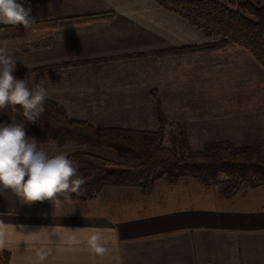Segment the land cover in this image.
<instances>
[{
	"label": "crops",
	"instance_id": "0c3cea01",
	"mask_svg": "<svg viewBox=\"0 0 264 264\" xmlns=\"http://www.w3.org/2000/svg\"><path fill=\"white\" fill-rule=\"evenodd\" d=\"M29 2L36 20L114 13L109 18L56 27L4 25L0 32V45L6 44L16 60L13 75L28 80L30 88L35 79L47 90V97L63 105L71 117L105 113L114 114L115 119L121 112L142 113L145 90L148 95L152 87L157 88L164 98L165 91L179 87L183 76L184 83H197L196 91L190 84L185 95L195 92L196 96L206 91L207 79L218 74L234 83V119L239 118L237 123L248 134L247 141L237 143L264 145V66L246 48L230 43L209 53L95 61L209 39L156 0ZM217 58L230 59L234 66L222 69ZM78 61L87 62L73 64ZM147 62L151 69L144 72ZM63 64L68 66L46 68ZM112 93L127 101L114 103ZM146 101L149 107L145 109L154 116L152 99ZM12 117L24 123L26 135L43 143L50 156L70 152L61 150L65 144L42 142L37 123L26 121L12 106L0 111V124H10ZM126 122L100 125L147 128L135 125V120ZM156 126L154 120L149 127ZM224 187L225 183L204 186L192 177H182L174 184L160 178L150 194L138 187L105 186L94 198L59 199L58 206L48 200L29 205L14 192L3 190L0 250L10 252V264H264V184L243 183L229 197ZM92 234L101 235L103 253L87 244ZM40 249L50 250L43 261L37 256Z\"/></svg>",
	"mask_w": 264,
	"mask_h": 264
},
{
	"label": "trees",
	"instance_id": "16d2710c",
	"mask_svg": "<svg viewBox=\"0 0 264 264\" xmlns=\"http://www.w3.org/2000/svg\"><path fill=\"white\" fill-rule=\"evenodd\" d=\"M156 1L208 37L219 39L200 45L154 50L153 53L211 51L234 43L250 50L264 66V4L251 0ZM111 15L113 12L96 16L72 15L49 22L50 26L56 27ZM3 28L0 25V32ZM140 54L143 53L136 55ZM125 56L129 55L122 57ZM52 67L55 66L46 68ZM152 95L156 102L158 126L146 129L99 127L87 120L71 117L64 106L46 98L45 111L36 122L42 142L56 141L78 147L112 149L136 161L132 165L125 164L83 149L67 154L78 162V172L86 180L83 186L85 195L79 197L72 194L71 199L94 198L105 186L138 187L144 194H150L160 178H165L171 184L177 183L182 177L196 178L204 186L225 183L224 195L227 197L235 194L243 183L250 186L264 184V148L259 144H238L230 140L207 141L200 150H196L190 145L186 126L180 125L176 133H171L170 145L166 146L168 120L156 89L152 90ZM14 108L23 117L22 108ZM0 264H10L9 251L0 250Z\"/></svg>",
	"mask_w": 264,
	"mask_h": 264
},
{
	"label": "clouds",
	"instance_id": "9594fccd",
	"mask_svg": "<svg viewBox=\"0 0 264 264\" xmlns=\"http://www.w3.org/2000/svg\"><path fill=\"white\" fill-rule=\"evenodd\" d=\"M31 13L29 0H0V24L28 29L37 22ZM15 63L6 44L0 45V111L19 106L24 119L35 123L45 111L48 93L35 79L31 88L28 80L17 79L13 75ZM78 169V162L65 153L50 156L43 143L26 135L23 122L12 117L10 124H0V193L10 190L29 205L48 200L58 206L61 196L71 200L72 194L85 195L86 180ZM86 242L97 253L105 251L99 234L88 236ZM49 254L50 250L37 251L40 261Z\"/></svg>",
	"mask_w": 264,
	"mask_h": 264
},
{
	"label": "rangeland",
	"instance_id": "374dc122",
	"mask_svg": "<svg viewBox=\"0 0 264 264\" xmlns=\"http://www.w3.org/2000/svg\"><path fill=\"white\" fill-rule=\"evenodd\" d=\"M222 1L225 2L226 0H222ZM251 1H253L257 4H264V0H251ZM230 6L234 7L232 5H230ZM111 12H113V11L83 13V14H77V15H86V14H94L95 16L99 15V14L109 15V14H111ZM110 17H112V15ZM101 18H109V16L108 17H100L99 16V17H96L93 19H101ZM58 19L59 18H51L50 17V18L45 19V20L44 19L37 20V22L33 25V27H35L36 29H37V27L46 26V25L48 27H50L51 23L49 21H54V20H58ZM93 19H91V20H93ZM88 21H90V20H88ZM190 25H192V24H190ZM192 26H194V25H192ZM3 27L5 28L6 26L3 25ZM51 27H53V26H51ZM195 28L198 29L197 27H195ZM199 31H201V30H199ZM205 36L209 39L207 42L219 39L218 37H214V36H211V37H208L207 35H205ZM207 42H204V43H207ZM204 43H201V44H204ZM190 45H200V44H190ZM227 45L228 44H226L225 46H227ZM236 45H238V44H236ZM225 46L222 48L216 49V50H211V51H196V52H190V53L162 54V55L157 54V55L163 57V56H167V55H173V56H175V55H186V54H193V53H199V52L209 53V52H215V51L221 50V49L225 48ZM239 46H241V45H239ZM241 47H243V46H241ZM243 48H245V47H243ZM136 54L137 53L125 54V55H129V56L122 57L123 55H121V56H116L115 58L113 57L111 59L110 58H102V59H98L95 61H107V60H116L117 61V60H124L127 57L128 58L129 57H139V56H143V55H148V54L151 55V54H156V53H153L152 51H148V52H145V53L140 54L138 56ZM217 60H219L218 65L222 64V69L225 67L226 69L230 70L234 66V62L231 61L230 59L226 60V59H218L217 58ZM79 62H81V63H79ZM82 63H86V62L78 61V62H74L73 64H82ZM194 64H195L194 67H196L195 69H198L197 68L198 62L196 61ZM65 66H68V65H63V66L60 65V66H55V67L57 68V67H65ZM52 68H54V67H52ZM47 69H50V68H47ZM149 69H151V63H148V62L144 63L143 64L144 72L149 71ZM226 71L227 70H225V72ZM196 76H198V71H196ZM222 76H224V74ZM180 77H181V81H180L179 87L176 88L174 90V92L165 91L164 92L165 97L163 96L164 98H162V96L160 95V91L157 88L152 87L150 92H148V95L150 94L149 96L147 95V91L145 90L143 92V95L145 97H143V99L141 100V103L144 106V110L142 113H140L138 111H136L135 114H133L134 112H129L128 114H127V112L126 113L121 112L119 114H115L116 115L115 119H114V114L107 115L105 113H99V114L88 113V114H82L81 116H83L85 118H80V119L87 120V121H89V122H91L94 125L99 126V127H103L100 124H103L105 122L109 121L110 123H112V122L119 123L120 120L124 121V123H127L126 120H128V122H134V120H135V122L137 123L135 125H137V126L139 125L141 127H147V128L155 120L156 125L158 126V121L156 118V102H155V98L152 95V90L156 89L157 93L160 97V100L162 102V105L164 107V111H165V114H166V117L168 120V123L166 126V128H167V138L165 141L166 146L170 145L171 133L172 132L176 133L178 131V127L180 125L186 126V128L188 130V139H189L190 145L196 150H200L207 141L230 140V141L235 142V143L247 141L246 137H248V134L246 135V131H244L242 128H240L242 126V125H240V122L237 123L239 118L234 119V83H232L229 80H224V78L220 79L221 76H218V74L216 75V77L213 74L210 78L211 80L207 79L206 91L204 93H200V94L196 93V96L194 95L195 92L192 93V91H196V89L193 88V86L197 85V83L195 81H192V83H190V84H191V89L193 88V90L191 91V93L193 95L188 97L187 95H185V92L190 89V88H188V86H190V84L184 83L183 82V76H180ZM228 77H230V76H228ZM184 78H186V77H184ZM213 80H216V81H213ZM220 80L222 83H220ZM112 90H114V89L112 88ZM148 97H150L152 99V104L154 107L153 110L155 111L154 116L150 113L149 110H146L149 107L147 104L148 102L146 101L148 99ZM111 98H112L111 101H113L116 104H120V103L124 104L125 101H127V100L122 98V95H119V94L113 95V93H112ZM145 107H146V109H145ZM166 110H169V112L167 113ZM136 117H137V119H135ZM73 118H75V117H73ZM138 118L141 120H138ZM118 127H120V126H118ZM156 127H149V128H156ZM135 129H146V128H135ZM251 141H254V138ZM56 144H57V142H56ZM250 144H258V143H250ZM65 145H67V146H60V147H61V150H64V151L70 150V152L68 154L75 152L76 150L83 149V150L93 152L95 154L113 159V160L121 162V163L130 164V165L136 163V161L133 158H131L125 154H122L120 152L114 151L112 149L101 148V147H75V148H73L76 145H74L73 147L71 146L72 144H65ZM259 145H261V144H259ZM261 146L264 148V145H261Z\"/></svg>",
	"mask_w": 264,
	"mask_h": 264
}]
</instances>
